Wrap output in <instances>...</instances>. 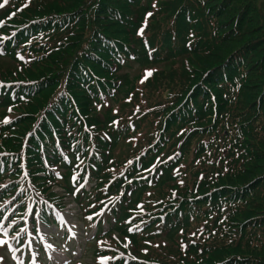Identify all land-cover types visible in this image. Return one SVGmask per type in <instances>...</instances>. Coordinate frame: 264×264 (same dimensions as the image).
Wrapping results in <instances>:
<instances>
[{
    "label": "trees",
    "instance_id": "1",
    "mask_svg": "<svg viewBox=\"0 0 264 264\" xmlns=\"http://www.w3.org/2000/svg\"><path fill=\"white\" fill-rule=\"evenodd\" d=\"M37 1L1 26L11 39L0 55V78L34 84L20 88L29 95L25 116L17 107L0 148L20 152L45 111L30 142H53L56 130L69 144L84 137L104 180L125 168L130 178L140 176L129 165L138 155L143 169L174 155L158 171L150 210L182 226L157 260L140 253L156 231L152 219L132 235L136 253L167 264H264V0ZM12 2L0 18L21 0ZM125 64L139 66L138 75H121ZM146 67L154 72L143 81ZM101 93L112 99L109 109ZM10 94H0V120L8 104L19 103V91L16 102ZM28 151L34 167V149ZM135 180L129 208L150 187ZM189 221L190 229L204 227L203 246L182 247L180 240L194 239Z\"/></svg>",
    "mask_w": 264,
    "mask_h": 264
},
{
    "label": "rangeland",
    "instance_id": "2",
    "mask_svg": "<svg viewBox=\"0 0 264 264\" xmlns=\"http://www.w3.org/2000/svg\"><path fill=\"white\" fill-rule=\"evenodd\" d=\"M139 70H140V67L137 65H134L133 67L124 69L123 71L120 72V74L126 75L128 73L130 76H137L139 73ZM142 80L145 81V78H142ZM75 207H76V205L74 203L67 204V207L64 210L65 212H63L62 215L65 216V220L67 221V223L69 225H72V227L74 228V230L76 232V235H78V234L81 235V234H83L82 231H84V230L82 227L81 220L77 215V210ZM61 233H63V229L58 230L57 234L55 235L56 237L54 238V240H56V242H59ZM91 233H92V231L88 230V234L86 233L87 234L86 236H82V237L80 236L81 241L83 242L85 239H87ZM59 244L62 247H59V251L57 252L58 253L57 256L59 257L57 262H60V263L65 262L66 263V260H67L65 258L66 256L70 258L71 255H73L72 257L75 258V256L79 255V249H76V250L72 249L73 251L71 250L69 252L70 254H68V249L70 248L71 245H69L67 241H64V242L60 241ZM50 254L53 255L52 252ZM64 259H65V261H64ZM61 260H63V262H61ZM84 262L89 264L91 262V259L85 260Z\"/></svg>",
    "mask_w": 264,
    "mask_h": 264
},
{
    "label": "snow or ice",
    "instance_id": "3",
    "mask_svg": "<svg viewBox=\"0 0 264 264\" xmlns=\"http://www.w3.org/2000/svg\"><path fill=\"white\" fill-rule=\"evenodd\" d=\"M4 2L6 3L7 0H4ZM0 7H3V4H0ZM7 122H8V120H7V118H6V119H5V123H7ZM88 219H91V217H88ZM5 244H7V241L0 239V245H5ZM98 259H99V261H100V264H106V262H107L110 258L107 257V256H103V255H101V256L98 257ZM2 261H3V256H0V262H2Z\"/></svg>",
    "mask_w": 264,
    "mask_h": 264
}]
</instances>
